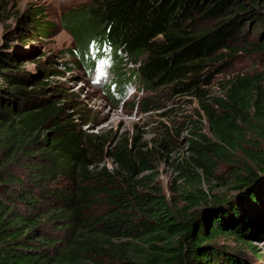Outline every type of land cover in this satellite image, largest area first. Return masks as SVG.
<instances>
[{
	"label": "trees",
	"instance_id": "16d2710c",
	"mask_svg": "<svg viewBox=\"0 0 264 264\" xmlns=\"http://www.w3.org/2000/svg\"><path fill=\"white\" fill-rule=\"evenodd\" d=\"M6 7L0 0V22ZM61 23L79 65L91 70L92 51L109 48L115 72L104 94L115 107L131 82L198 97L191 154L177 165L185 186L169 198L145 174L153 167L136 136L88 130L91 114L76 104L81 121L73 120L66 103L75 93L45 81L57 72L52 62L37 61L34 71L24 61L35 59L3 42L0 264H253L245 251L260 256L253 243L264 239V71L233 74L220 95L209 86L224 70L214 66L242 50L264 51L247 35L251 25L264 37V0H95ZM50 25L29 11L17 25L32 30L22 43L51 36ZM125 58L129 71L119 66ZM145 102V112L157 107ZM220 163L232 169V195L200 187L223 178Z\"/></svg>",
	"mask_w": 264,
	"mask_h": 264
},
{
	"label": "rangeland",
	"instance_id": "374dc122",
	"mask_svg": "<svg viewBox=\"0 0 264 264\" xmlns=\"http://www.w3.org/2000/svg\"><path fill=\"white\" fill-rule=\"evenodd\" d=\"M1 1H3V6L7 5V7L1 16L3 21L0 22V45L7 42L19 55L28 54L35 59L24 61V65L34 71L38 70L37 61H41L45 66L48 61H51L57 72L52 73L45 81L51 85L61 86L69 93H75L73 96L75 101L66 103V111L68 114L72 112L70 114H73V120L81 121L78 118L79 111L72 108L76 104L82 107L83 112L91 114V128L94 129L89 128L88 130L96 132L100 129H112L114 132H129L136 136L137 140H140L138 146L143 147L144 152H148L147 155L153 167L145 174L155 178V184L162 186L169 198H178V191L182 186H185L183 184L185 180L179 177L177 165L180 160L188 159L191 154L189 137L195 122L198 121L197 110L200 107L198 97L193 94L174 95L171 89L151 93L138 82H131L126 97L118 107H115L104 94V88L112 80L115 72L109 48L102 55L97 54L98 48L92 51L95 55V64L91 70L86 66L79 65L76 62L77 59L69 51L74 48L73 35L69 30L63 28L61 23L64 14L95 0ZM34 10L42 12L45 19L51 22V36L36 35L34 39L29 38L25 43H22L21 36H30L32 30L28 26L25 29H18V21L25 17L29 11ZM250 30V33L247 34L249 40L264 45V37H260L261 27L255 31L250 25ZM10 31H14V33L9 34L6 39L4 35ZM251 49L242 50L232 59L226 60L227 64L224 66L216 65L212 68L213 72H216L217 68L224 70L215 74L213 83L209 86L211 96L220 95L225 80L230 79L235 73L251 74L264 71V51L258 52ZM119 66L124 68L123 71H129L134 67L127 58ZM58 99L65 102L61 94L58 95ZM145 99L150 101V105L152 103L157 107L150 112H145L143 109L146 105ZM137 102L139 104L132 109V104ZM204 122L206 124L204 132L209 138L214 139L209 131L207 120ZM162 143L166 146L161 145ZM106 159L110 168L116 167L112 159ZM231 170L227 163L218 164L217 173L223 175V178L217 181L207 179L200 187L203 190L212 191L214 194H234ZM189 186L188 182V190H192ZM217 242L236 246L238 244L226 237H220ZM253 246L258 248L260 256H255L253 252L247 250L245 253L248 255V259L253 264H264V239L254 242Z\"/></svg>",
	"mask_w": 264,
	"mask_h": 264
},
{
	"label": "built area",
	"instance_id": "2783aa9c",
	"mask_svg": "<svg viewBox=\"0 0 264 264\" xmlns=\"http://www.w3.org/2000/svg\"><path fill=\"white\" fill-rule=\"evenodd\" d=\"M105 47V46H104ZM107 47V46H106ZM108 48V47H107Z\"/></svg>",
	"mask_w": 264,
	"mask_h": 264
}]
</instances>
